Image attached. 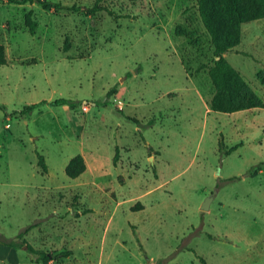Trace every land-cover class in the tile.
<instances>
[{"label": "rangeland", "instance_id": "obj_1", "mask_svg": "<svg viewBox=\"0 0 264 264\" xmlns=\"http://www.w3.org/2000/svg\"><path fill=\"white\" fill-rule=\"evenodd\" d=\"M52 1L102 9L0 0V264H264V18L224 54L263 106L220 112L196 0Z\"/></svg>", "mask_w": 264, "mask_h": 264}, {"label": "trees", "instance_id": "obj_2", "mask_svg": "<svg viewBox=\"0 0 264 264\" xmlns=\"http://www.w3.org/2000/svg\"><path fill=\"white\" fill-rule=\"evenodd\" d=\"M15 4L34 3L44 9H52L58 11L61 9L80 11L86 15L94 14L101 7L94 5L93 7L83 6H66L52 0H4ZM198 15L200 21L207 32L210 42L213 45V62L208 70L209 79L214 87V92L207 101L210 110L220 112H234L245 110L253 107H262L261 99L256 95L252 88L241 76L240 72L234 68L224 57V54L231 51L239 43L240 25L245 22L264 18V0H196ZM109 11V14L113 13ZM26 24L31 33L36 28V22L32 19V12L28 11L25 15ZM6 64V55L3 44L0 41V65ZM47 104L51 106L67 105L74 109L78 103L71 99L59 98L51 101L41 100L37 103L27 104L22 107L20 113H29L40 105ZM0 110L5 111L6 106L0 104ZM138 122V121H136ZM154 124V120L150 119L147 126ZM221 143L219 142V149ZM238 145H233L225 151V154L231 153ZM118 159V149L113 156V164ZM37 165L42 172L47 171V165L42 155L37 154ZM86 169L84 157L81 154L72 156L64 167V173L69 178H76ZM260 167L251 172L254 176ZM134 208V207H133ZM26 226L21 232L28 230ZM20 233V234H21ZM5 245L8 242L1 241ZM25 244L26 250L36 255V259L46 264L55 256L37 251L30 245ZM67 254V253H64ZM201 264H205L203 258H200Z\"/></svg>", "mask_w": 264, "mask_h": 264}, {"label": "water", "instance_id": "obj_3", "mask_svg": "<svg viewBox=\"0 0 264 264\" xmlns=\"http://www.w3.org/2000/svg\"><path fill=\"white\" fill-rule=\"evenodd\" d=\"M216 192L214 191L211 195H209L208 197H206V199L204 200V202L202 203L201 208L203 210H207L209 208V204L211 202V200L213 199V197L215 196Z\"/></svg>", "mask_w": 264, "mask_h": 264}]
</instances>
